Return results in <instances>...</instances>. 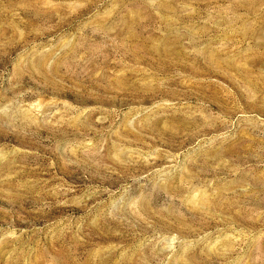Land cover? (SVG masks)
Segmentation results:
<instances>
[{"label":"rangeland","instance_id":"374dc122","mask_svg":"<svg viewBox=\"0 0 264 264\" xmlns=\"http://www.w3.org/2000/svg\"><path fill=\"white\" fill-rule=\"evenodd\" d=\"M263 85L264 0H0V264H264Z\"/></svg>","mask_w":264,"mask_h":264},{"label":"bare ground","instance_id":"6f19581e","mask_svg":"<svg viewBox=\"0 0 264 264\" xmlns=\"http://www.w3.org/2000/svg\"><path fill=\"white\" fill-rule=\"evenodd\" d=\"M44 1V0H43ZM47 1V0H46ZM17 2V1H16ZM30 2V1H29ZM134 2V1H133ZM40 3V2H39ZM122 3V2H121ZM27 4V3H26ZM47 4V3H46ZM52 4V3H51ZM54 5V4H53ZM52 5V6H53ZM137 5V4H136ZM44 6H45V4H44ZM51 6V5H50ZM57 6V5H56ZM134 6V5H133ZM35 8H36V6H35ZM38 8H39V6H38ZM133 8V7H132ZM134 9H135V7H134ZM40 10V9H39ZM47 10V9H46ZM41 12V11H40ZM51 12V11H50ZM129 12V11H128ZM127 12V13H128ZM44 13V12H43ZM36 14V13H35ZM128 14H130V12L128 13ZM128 16V15H127ZM133 16V15H132ZM130 18V17H129ZM134 18V17H133ZM125 19V18H124ZM134 20V19H133ZM139 20V19H138ZM121 21V20H120ZM119 21V22H120ZM123 25V24H122ZM248 25V24H247ZM131 26V25H130ZM249 27V26H248ZM138 28V27H137ZM252 29V28H251ZM253 30V29H252ZM138 31H140V30H138ZM254 32H255V30H254ZM254 32H252V33H254ZM143 35V34H142ZM248 35V34H247ZM136 36H137V34H136ZM138 37V36H137ZM141 37V36H140ZM144 37V36H143ZM170 37V36H169ZM147 38V37H146ZM178 38V37H177ZM166 39H167V36H166ZM144 40V39H143ZM146 40V39H145ZM143 42V41H142ZM147 42V41H146ZM164 42V41H163ZM174 42V41H173ZM167 43V42H166ZM169 44V43H168ZM143 46V45H142ZM146 49V48H145ZM133 51V50H132ZM134 51H136V50H134ZM133 51V52H134ZM212 51V50H211ZM250 54V53H249ZM181 55V54H180ZM205 55V54H204ZM251 55V54H250ZM254 55V54H253ZM217 56H218V54H217ZM249 56V55H248ZM210 57V56H209ZM252 57V56H251ZM209 59V58H208ZM210 59H212V58H210ZM37 60H39V59H37ZM215 63V62H214ZM221 63V62H220ZM223 64V63H222ZM231 64H232V62H231ZM95 65V64H94ZM218 65V64H217ZM224 66V65H223ZM224 71V70H223ZM264 86V85H263ZM262 99H264V98H262Z\"/></svg>","mask_w":264,"mask_h":264}]
</instances>
